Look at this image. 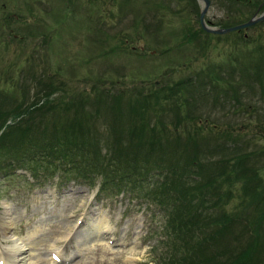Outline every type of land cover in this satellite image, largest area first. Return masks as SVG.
Returning a JSON list of instances; mask_svg holds the SVG:
<instances>
[{"label":"rangeland","instance_id":"obj_1","mask_svg":"<svg viewBox=\"0 0 264 264\" xmlns=\"http://www.w3.org/2000/svg\"><path fill=\"white\" fill-rule=\"evenodd\" d=\"M63 6L69 10L65 12ZM201 8L199 0H0V51L4 62L17 61L19 69L31 63L45 64L57 77L67 80L70 95L84 93L92 102L108 87L112 94L120 90L146 92L154 91L153 84L165 86L190 75L197 76L180 89V93H187L179 98L185 102L184 112L192 109L191 113L201 120L208 117L203 121H209L207 128L216 122L219 126L232 124L243 131L257 132L263 116L258 117L257 112L251 116V108L246 106L264 96V73H257L255 66L250 65L261 57L254 50L259 48V37H264V19L241 29L210 33L200 25ZM255 13H264V0H212L207 17L226 26L245 21ZM101 77L106 79L105 86L97 88ZM202 81L206 82L208 92L203 99ZM231 85H236V93L244 98L246 106L241 107L242 112L232 110L238 105L237 96L228 104L215 100L216 94L224 96ZM250 85L256 90H251ZM191 93L195 96H190ZM176 99L168 100V105L153 107L154 120L159 122L166 113L174 117L179 108L173 106ZM107 101V105L101 104L98 114L105 129L115 122L116 119L110 118L114 111L118 121L122 116ZM126 117L125 128L131 132V118ZM171 117L165 121H171ZM189 134H181L179 141L185 142ZM81 136L78 133L76 137L90 146ZM170 137L177 142L175 136ZM2 151L0 246L3 248L12 244L4 238L1 223L6 211H10L16 219L11 230L14 237L27 238L38 230L33 240L40 241V245L35 255L31 250L27 252L29 264L34 259L35 264H54L50 255L53 245L68 261L61 264H157L163 255H168V236L164 233L167 215L161 205L128 189L117 190L114 181L100 192L103 174L99 171L90 184L86 179L73 178L76 173L64 170L62 161L53 165L52 158L25 157V151L16 155L5 148ZM91 154L106 169L109 160H105V153L100 152L98 157L95 152ZM150 180H162L159 170L151 171ZM251 212L252 206L248 207V213ZM98 219L110 227L108 232L103 231L107 237L104 240L93 234L92 224ZM84 234L89 237L84 239L81 237ZM108 235L116 243L124 240L127 244L112 246Z\"/></svg>","mask_w":264,"mask_h":264},{"label":"trees","instance_id":"obj_2","mask_svg":"<svg viewBox=\"0 0 264 264\" xmlns=\"http://www.w3.org/2000/svg\"><path fill=\"white\" fill-rule=\"evenodd\" d=\"M61 9L69 10L67 6ZM258 45L254 52L261 57L250 65L257 73H264V37H259ZM3 58L0 51L1 152L2 148L16 155L25 151V157L52 158L53 165L62 161L64 170L76 173L73 178L86 179L90 184L99 171L103 174L100 192L114 181L117 190L128 189L161 205L167 215L164 233L169 250L157 264H264V121L257 132L216 122L207 128L209 121H203L208 117L201 120L192 109L184 112L185 102L179 100L186 93L180 89L197 76L165 86L153 84L154 91L146 92L120 90L112 94L108 87L92 102L84 93L70 95L67 80L57 77L45 64L36 66L28 61L31 64L19 69L17 61L8 64ZM99 81L97 88L105 86L106 79ZM231 86L224 96L216 94L215 100L228 104L237 96L238 105L232 110L244 111V98L236 93V85ZM205 88L206 84L200 89L202 99L208 93ZM175 96L178 99L173 106L179 108L174 117L166 113L155 121L153 107L168 105L166 102ZM108 99L110 107L122 116L118 121L114 111L110 118L116 120L105 129L98 114ZM263 101L264 96L248 103L251 116L257 112L264 120ZM126 116L131 118V132L125 128ZM168 117L171 121H165ZM186 132L190 133L186 141L180 142ZM78 133L96 148L81 142ZM93 151L97 157L105 153V160H109L106 169L91 154ZM153 169L159 170L162 180H150ZM251 206L253 214L247 215Z\"/></svg>","mask_w":264,"mask_h":264},{"label":"bare ground","instance_id":"obj_3","mask_svg":"<svg viewBox=\"0 0 264 264\" xmlns=\"http://www.w3.org/2000/svg\"><path fill=\"white\" fill-rule=\"evenodd\" d=\"M5 214L6 215H4V218L1 222L4 228V238L6 240H10L12 244H7L8 246L5 248H3V245L0 246V264H29L30 262H28L27 252L31 250L33 255H35L37 253L36 249H38L40 245V241H36L37 239L35 241L33 240L36 237L35 234H37L38 230L36 229L33 234H29L27 238H16L13 236L14 234H11V230L16 223L13 212L6 211ZM92 226L94 235L100 236L101 238H103V240L106 239L102 236V233L103 231H107V229L109 231L110 227L106 224L105 221L103 222L102 219H98L93 222ZM66 237L67 235L65 236V238ZM81 237H84V239H86L89 236L88 234H84ZM50 255L52 263L54 264H61L63 262H66V258L62 256V252L56 245H53V247H51ZM35 262L36 260L34 259L31 263L35 264Z\"/></svg>","mask_w":264,"mask_h":264},{"label":"water","instance_id":"obj_4","mask_svg":"<svg viewBox=\"0 0 264 264\" xmlns=\"http://www.w3.org/2000/svg\"><path fill=\"white\" fill-rule=\"evenodd\" d=\"M204 2L201 11H200V16H201V23L203 25V27L205 29H207L208 31H212L215 33H225L228 31H232V30H236V29H240V28H244V27H248L252 24H254L255 22L264 19V13L260 14V15H256V13L250 17L249 19L233 24V25H229V26H210L207 24V22L205 21V15L207 14L210 4H211V0H202Z\"/></svg>","mask_w":264,"mask_h":264},{"label":"flooded vegetation","instance_id":"obj_5","mask_svg":"<svg viewBox=\"0 0 264 264\" xmlns=\"http://www.w3.org/2000/svg\"><path fill=\"white\" fill-rule=\"evenodd\" d=\"M203 6L204 2L202 0H199ZM211 4H212V0H211ZM210 4V6H211ZM201 11V10H200ZM215 18V17H214ZM199 21H200V25L201 27L205 30V31H208L207 29H205L201 23V16H200V12H199ZM205 21L207 22L208 25L210 26H214V25H218V26H221L219 24L216 23L215 19H212L211 17H207V14L205 15ZM216 23V24H215ZM223 26V25H222ZM226 26H229V25H226ZM210 33H212V31H209ZM214 33V32H213Z\"/></svg>","mask_w":264,"mask_h":264}]
</instances>
